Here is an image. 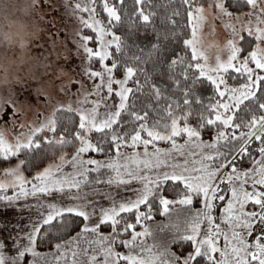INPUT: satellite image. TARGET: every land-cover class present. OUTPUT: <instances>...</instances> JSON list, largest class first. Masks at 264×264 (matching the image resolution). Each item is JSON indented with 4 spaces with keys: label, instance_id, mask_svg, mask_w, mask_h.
<instances>
[{
    "label": "snow or ice",
    "instance_id": "1",
    "mask_svg": "<svg viewBox=\"0 0 264 264\" xmlns=\"http://www.w3.org/2000/svg\"><path fill=\"white\" fill-rule=\"evenodd\" d=\"M181 3L183 23L152 0L130 14L125 0H65L72 28L49 31L46 54L27 57L52 104L38 123L19 119L11 84L38 38L15 14L42 0L0 4V113L10 106L12 126L27 127L11 139L0 129V202L32 198L36 209L0 238V264H264V0H244L242 13L225 0ZM210 18L207 35L217 20L229 31L223 45L205 39Z\"/></svg>",
    "mask_w": 264,
    "mask_h": 264
},
{
    "label": "rangeland",
    "instance_id": "2",
    "mask_svg": "<svg viewBox=\"0 0 264 264\" xmlns=\"http://www.w3.org/2000/svg\"><path fill=\"white\" fill-rule=\"evenodd\" d=\"M3 2L4 0H0V4ZM14 2L22 5L25 3V0H14ZM64 2L65 0H42L43 6L39 8L38 11H33L31 14H25L18 11L15 14V19H18L26 25L28 30L37 32L38 36V38L33 37V42L29 45L30 51L26 53V61L28 56L42 58L46 54L49 48V40L51 39L47 35L49 31L55 32L59 30L60 37H64L67 32L65 26H67V29L72 28V24L70 23L72 18L69 13L65 12L63 7ZM69 2H71V0H69ZM49 4H57L59 6L53 10L49 7ZM41 16L44 18L41 19ZM239 18L241 20L245 19L244 16H240ZM211 23L212 21L210 18L204 28L206 41L210 42L215 40L223 45L226 39L229 38V31L223 27L222 21L217 20L215 34L211 36L207 35L209 31L207 25ZM50 24L53 25L51 29L49 28ZM56 25H58L59 28H57ZM0 26H6V22L2 16H0ZM237 27H239L238 24ZM210 55H214V49L210 52ZM223 55H227L226 50L223 52ZM33 63L34 61H27L25 64L21 65V70L17 73L21 79L19 82L13 81L11 88L15 91V96L13 97L14 101L17 106L22 109L23 114L19 116V119L24 122L31 121L32 123H38L50 110L52 104L50 102L47 105L45 104V100L48 99V97L44 95V90L47 89L42 83V80H33L31 75L28 74L29 68ZM69 63L72 66H75L80 63V60L78 58H73ZM39 71L42 72L43 69L41 68ZM8 87L9 86L7 85L0 84V97L7 96ZM75 87L76 85H73V88ZM38 88L41 90L38 91ZM55 98L63 101H66L69 98L73 100L75 99V97H66L64 95H58ZM0 129H3L10 139L14 133L27 132V127L21 129L18 124L12 126V108L8 105H5L4 111L0 113ZM25 175H28L27 171ZM118 192L124 197L132 195L131 191H125L123 188L118 189ZM30 201L33 204L32 208H18L15 204L5 206V204L2 203V205H0V238L7 237L9 231H19V229L15 228L16 224H19L21 228H24L25 225L28 224L29 218L36 215L35 202L32 201V198H29L27 201L21 199L17 203L25 205ZM5 224H7V227H5ZM6 242L9 244L11 243L10 240Z\"/></svg>",
    "mask_w": 264,
    "mask_h": 264
},
{
    "label": "trees",
    "instance_id": "3",
    "mask_svg": "<svg viewBox=\"0 0 264 264\" xmlns=\"http://www.w3.org/2000/svg\"><path fill=\"white\" fill-rule=\"evenodd\" d=\"M201 2H204L205 5L207 6V0H201ZM243 2H244V0H225V3L230 7V10L233 11L234 13L235 12H242V11L246 10L245 8L241 7V5H243ZM152 3H153V5H161V7L153 8V11H156L158 13H163L166 10L170 12L172 9H179L180 16L177 17V19H178V21L183 23V21H184V7L181 3V0H152ZM133 4H134V0H125V8H126L128 14L131 13L132 8H133ZM163 5H168L167 9L162 7ZM145 6L147 7V5H145ZM97 10L99 11V9H97ZM103 15H106V14H102L101 18H103ZM157 24H159V18H157ZM120 27L122 29L123 25ZM139 35H140V38L143 40V42L147 43V38H150L152 35L151 29L149 28L148 31H146V32L142 30ZM154 79H160V77L156 76V77H154ZM232 82L233 81H231V80L229 81V83H232ZM202 88L206 89V88H208V85L205 84L202 86ZM203 94L207 95L208 93L205 91ZM72 119H75V117H72ZM204 138L205 139L208 138L207 134L205 135ZM167 146H168L167 144L161 143V147H167ZM64 151H70V149H64ZM90 154L95 156L96 158H102V157L98 156L96 153H90ZM55 155L58 156L59 153L57 152ZM47 157H48V159H43V160L38 159V160L33 161V165L35 167L30 165L28 170H27V174L32 175L35 168H41V167L45 166L46 163L51 162V160L54 159L53 153L51 151L47 152ZM3 166H4L3 163H0V167H3ZM241 166L242 167H248L249 164L247 163V161H245ZM1 203H3V202H1ZM194 206L199 207V204H194ZM156 219L160 220V219H162V217L160 215H157ZM76 231H79V228L76 227V225L74 224L70 229V234H74ZM100 231L108 232V231H110V229L107 227V225H101ZM52 246L53 245L51 243L46 242L44 245H41L39 247V250L42 252L48 251L50 248H52ZM173 248L177 251H181L182 245L177 243V244L173 245ZM183 250H187L186 244L183 246ZM30 259H31L30 255L26 256V260H30Z\"/></svg>",
    "mask_w": 264,
    "mask_h": 264
},
{
    "label": "crops",
    "instance_id": "4",
    "mask_svg": "<svg viewBox=\"0 0 264 264\" xmlns=\"http://www.w3.org/2000/svg\"><path fill=\"white\" fill-rule=\"evenodd\" d=\"M0 205H2V203H0Z\"/></svg>",
    "mask_w": 264,
    "mask_h": 264
}]
</instances>
